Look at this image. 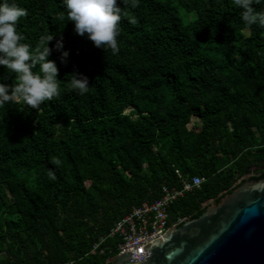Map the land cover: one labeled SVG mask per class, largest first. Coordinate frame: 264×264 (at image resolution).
I'll list each match as a JSON object with an SVG mask.
<instances>
[{
	"label": "trees",
	"instance_id": "trees-1",
	"mask_svg": "<svg viewBox=\"0 0 264 264\" xmlns=\"http://www.w3.org/2000/svg\"><path fill=\"white\" fill-rule=\"evenodd\" d=\"M7 2L27 10L21 43L53 35L60 95L0 106V264H108L115 254L94 244L164 187L181 190L180 176L204 183L172 205L170 227L264 179V27L234 0H117L116 54L76 35L62 0ZM73 72L88 77L84 95ZM13 80L0 66V83Z\"/></svg>",
	"mask_w": 264,
	"mask_h": 264
},
{
	"label": "clouds",
	"instance_id": "clouds-1",
	"mask_svg": "<svg viewBox=\"0 0 264 264\" xmlns=\"http://www.w3.org/2000/svg\"><path fill=\"white\" fill-rule=\"evenodd\" d=\"M121 2L126 6L128 4V0ZM62 3L67 21L73 22L76 35L87 36L96 48L105 51L111 49L113 54L118 53L116 38L122 16L117 0H62ZM234 3L243 9L242 20L247 25L264 27V13L254 11L253 0H234ZM131 7H137L136 0H132ZM27 14L25 8L15 3L9 4L7 0L0 3V66L14 76L11 85L0 83V106L23 103L29 108L39 109L45 101H51L60 95L57 79L59 69L56 62L49 59L52 53L49 43L53 40V35L42 36L40 44L34 49L21 43L24 37L17 32V24ZM58 18L64 20L65 16L61 14ZM128 22L132 25L137 23L134 18H129ZM54 47L61 51V62H64L69 53L62 51L63 41L58 40ZM35 68L39 69L38 74L34 73ZM68 76H71V90L79 95L88 92V77L77 72ZM49 176L55 179L53 173L50 172Z\"/></svg>",
	"mask_w": 264,
	"mask_h": 264
},
{
	"label": "water",
	"instance_id": "water-1",
	"mask_svg": "<svg viewBox=\"0 0 264 264\" xmlns=\"http://www.w3.org/2000/svg\"><path fill=\"white\" fill-rule=\"evenodd\" d=\"M219 203L206 202L197 219L172 226L165 237L108 264H264V179L251 175Z\"/></svg>",
	"mask_w": 264,
	"mask_h": 264
},
{
	"label": "built area",
	"instance_id": "built-area-1",
	"mask_svg": "<svg viewBox=\"0 0 264 264\" xmlns=\"http://www.w3.org/2000/svg\"><path fill=\"white\" fill-rule=\"evenodd\" d=\"M177 174L180 176L179 172ZM183 187L181 190H171L163 188L161 199L153 202H146L140 207H135L130 213L120 219L114 227L94 244L90 254L106 256L115 254V256L133 253L134 259L138 261L145 259V253H140L142 248L159 238L166 236L170 230V209L185 194L200 189L204 180L194 178L187 181L182 178ZM180 221L174 226H178Z\"/></svg>",
	"mask_w": 264,
	"mask_h": 264
},
{
	"label": "rangeland",
	"instance_id": "rangeland-1",
	"mask_svg": "<svg viewBox=\"0 0 264 264\" xmlns=\"http://www.w3.org/2000/svg\"><path fill=\"white\" fill-rule=\"evenodd\" d=\"M130 112H131V109H128V110L126 111L127 114H130ZM134 118H135V117H134ZM192 124H193V125H198V124H200V119H198V118H193V119H192Z\"/></svg>",
	"mask_w": 264,
	"mask_h": 264
},
{
	"label": "flooded vegetation",
	"instance_id": "flooded-vegetation-1",
	"mask_svg": "<svg viewBox=\"0 0 264 264\" xmlns=\"http://www.w3.org/2000/svg\"><path fill=\"white\" fill-rule=\"evenodd\" d=\"M224 196H225V195H222V196H221V199H222ZM220 201H221V200H220ZM214 203H218V202L214 201Z\"/></svg>",
	"mask_w": 264,
	"mask_h": 264
}]
</instances>
